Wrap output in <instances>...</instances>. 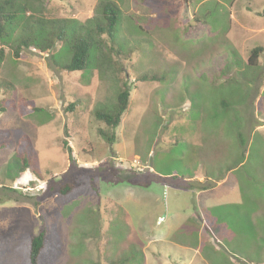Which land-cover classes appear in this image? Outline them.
<instances>
[{
    "label": "rangeland",
    "instance_id": "rangeland-1",
    "mask_svg": "<svg viewBox=\"0 0 264 264\" xmlns=\"http://www.w3.org/2000/svg\"><path fill=\"white\" fill-rule=\"evenodd\" d=\"M105 2L122 54L97 48L74 73L69 47L15 56L49 22L99 41ZM15 4L24 14L0 41V264H30L44 229L39 264H264V53L248 64L264 51V0ZM126 82L111 130L96 112L112 113ZM138 157L142 172L121 168Z\"/></svg>",
    "mask_w": 264,
    "mask_h": 264
},
{
    "label": "trees",
    "instance_id": "trees-1",
    "mask_svg": "<svg viewBox=\"0 0 264 264\" xmlns=\"http://www.w3.org/2000/svg\"><path fill=\"white\" fill-rule=\"evenodd\" d=\"M15 3L16 0H0V41L3 44H7L11 39L12 27L25 11V9L20 10ZM102 14L103 21L98 23L95 28V34L99 38V41L84 34H78L77 36L73 35L72 38H69V25L66 21L49 22L47 23V25L50 26L49 33L38 31L21 37L15 49V56L19 57L23 48L35 47L39 52L48 54L49 52H53L58 45H60L61 49L69 47L71 56L68 63L64 66V69L69 73L86 72L90 65V58L93 50L97 48L103 50L106 48L114 55L122 54L116 50V48L120 51L122 50V45L119 44L117 39L121 14L120 10L114 3L105 2L102 5ZM263 53L264 51L262 47L253 49L248 59L249 66H257L260 56ZM105 56L109 57L108 55ZM3 58L4 50L0 49V59ZM113 65H115V63H113ZM120 70L124 72L123 68ZM127 76L129 77V75ZM148 79L149 77L144 75L139 77L137 81L145 82ZM130 97L131 92L128 83L126 82L123 84V89L117 96V104L114 111L112 113H109L106 110L97 111L96 118L105 123L111 130H115L119 127L123 115L128 110ZM0 111L4 112L6 109L0 106ZM101 136L105 138V141L109 146H112L115 141L118 140V138L112 134L106 135L101 132ZM69 153H71V150H69ZM21 159L23 162V169H29L31 163H29L28 159L26 157H21ZM73 190L74 186L71 184H65L61 186L59 193L61 196H67ZM27 245L29 249L30 264H39L41 256L48 246L47 230L44 229L39 235L30 238ZM113 264H124V262Z\"/></svg>",
    "mask_w": 264,
    "mask_h": 264
},
{
    "label": "built area",
    "instance_id": "built-area-1",
    "mask_svg": "<svg viewBox=\"0 0 264 264\" xmlns=\"http://www.w3.org/2000/svg\"><path fill=\"white\" fill-rule=\"evenodd\" d=\"M121 164H123V162H121ZM145 168L146 167L142 166L139 158L134 159L131 164H128V169L135 170L137 172H142Z\"/></svg>",
    "mask_w": 264,
    "mask_h": 264
},
{
    "label": "crops",
    "instance_id": "crops-1",
    "mask_svg": "<svg viewBox=\"0 0 264 264\" xmlns=\"http://www.w3.org/2000/svg\"><path fill=\"white\" fill-rule=\"evenodd\" d=\"M113 154H114V153H113ZM114 155H115V154H114ZM138 158H139V157H138ZM113 160H115L116 162L121 161V160H117L116 157H113ZM94 163H95V164H98V160L95 161ZM120 164H121V162H120ZM122 165H125L126 167L124 168L123 166H121V168H123V169L126 170V171L129 170V169H128V165H127L126 163L123 162ZM113 263H117V262H113ZM113 263H112V264H113ZM118 263H120V262H118ZM121 263H122V262H121ZM124 264H125V263H124Z\"/></svg>",
    "mask_w": 264,
    "mask_h": 264
}]
</instances>
